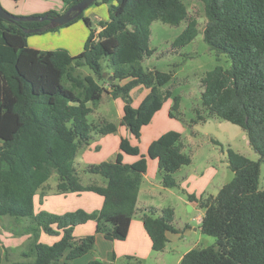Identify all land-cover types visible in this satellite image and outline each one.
I'll return each instance as SVG.
<instances>
[{
	"label": "trees",
	"instance_id": "trees-1",
	"mask_svg": "<svg viewBox=\"0 0 264 264\" xmlns=\"http://www.w3.org/2000/svg\"><path fill=\"white\" fill-rule=\"evenodd\" d=\"M62 1L63 12L41 16L63 14L82 0ZM199 1L207 20L203 41L231 61L228 69L216 66L201 79V103L209 116L240 127L264 162V0ZM93 4H109L108 20L98 22V32L83 13L62 26L82 19L89 29L83 51L76 56L65 49L40 51L27 45L30 35L61 27L48 30L47 21L0 19V217L28 219L32 235L30 249L17 259L12 256L11 264H59L63 256L73 260L86 255L94 247L95 236L76 239L73 231L89 221L95 223V233L108 240L126 238L147 158L123 138L120 151L139 159L124 164L119 153L114 161L90 165L84 172L101 176L105 185H82L74 167L78 150L88 145L93 135L105 136L118 130L110 122L89 123L88 116L104 93L113 99L121 97L124 104L119 125L138 140L142 128L171 97L165 87L172 75L146 71L141 65L152 55L151 24L186 23L172 49L190 44L199 33L197 20L188 16L181 0H97ZM36 29L41 31L31 32ZM82 67L89 68L93 76L74 74ZM100 81H106L111 90ZM123 81L127 82L121 85ZM139 86L149 92L134 108L130 92ZM179 102V97L173 99L172 110L177 111ZM197 119L204 120L199 113ZM147 156L157 161L166 189L178 186L174 174L191 163L182 151L181 135L175 131H167L151 142ZM226 161L233 176L216 195L188 196L204 210L200 228L215 239V244L192 248L178 264H264V191L258 190L259 161L229 148ZM54 173L59 194H96L103 199L100 210L35 214L34 196ZM173 220L171 208H148L142 215L153 251H164L166 233L175 232ZM40 232L60 239L52 245L38 243ZM3 262L0 250V264ZM90 264L101 263L94 260Z\"/></svg>",
	"mask_w": 264,
	"mask_h": 264
},
{
	"label": "rangeland",
	"instance_id": "rangeland-1",
	"mask_svg": "<svg viewBox=\"0 0 264 264\" xmlns=\"http://www.w3.org/2000/svg\"><path fill=\"white\" fill-rule=\"evenodd\" d=\"M11 1L14 2V5L17 4L16 1ZM41 1L49 3L60 0ZM181 1L186 5L188 16L197 20L198 35L190 44L182 48L172 49L171 45L173 41L185 28L186 23L182 21L178 26H171L163 24L160 21H154L150 26L149 40V48L152 50V55L141 63L143 69L146 71L157 70L172 75L170 82L165 87V89L171 91V97L164 102L161 110L156 113L151 125L143 128L141 137L138 140L133 139L129 131L124 127L121 133L127 134L132 144L139 147L141 152H145L146 146L156 134L164 131H175L181 135L182 151L190 157L191 163L188 166L182 167L174 175V178L177 179L178 187L166 190L162 186L159 188L153 183L152 197L147 198L142 196V198L149 200L153 206L175 208V216L183 223L192 225L191 218L195 214L188 213L186 205L183 202L188 199L187 194L189 193H186V190L189 188L191 190L189 195L193 194L195 196H197L196 190H199L203 194H199V197L217 194L218 188L224 185L230 178V170L226 161V149H232L252 161H259V191H264V162L260 161L259 155L247 144V138L244 137L245 132L240 127L218 119L215 116H209L208 111L203 107L200 100V92L202 90L201 79L216 66H220L225 70L228 69L231 61L224 55H217L203 41L202 30L207 21L203 4L199 0ZM2 2H0L1 7L9 14L16 16L7 11L5 6L8 1ZM28 2L33 3L34 1L28 0ZM35 4L36 1L33 5ZM108 9L109 4H93L83 11V16L91 20L92 29L97 31L99 30L97 26L98 22L108 19ZM87 29L83 20L79 19L71 25L61 27L55 31L32 34L27 37V43L29 46H33V48L40 51H54L59 49L64 50L69 43L80 45L83 42L81 45L82 52L86 39H80V37L84 36L83 31H87ZM74 74L81 77L87 75L93 76L92 71L87 67L75 70ZM62 82L64 83V80ZM99 83L105 89L111 90L106 81H100ZM123 84L124 82L121 85ZM146 92L147 89L144 87H139L130 92L131 105L134 108L140 104ZM175 97L180 98L177 111L172 110L173 99ZM123 104L121 97L113 99L104 93L99 104L93 108L91 115L88 116L89 123L99 124L105 121L119 126ZM197 113L204 120L199 121ZM170 114H173V117ZM115 137L118 139L119 134L116 136L112 134V136L106 138L108 140H105L107 141L105 142L103 140L105 138H102V136L98 134L93 135L90 141L91 152H88L89 154L87 155L90 160L97 162L102 158V151L105 149L112 150L115 145L113 142ZM99 141H101L102 145L101 150L98 147ZM86 149L84 148L80 154L85 153ZM107 158L109 159L105 158L106 160L102 162L114 160V157ZM90 176L96 177V184L99 186H102L101 183H105V180L99 175L90 174ZM149 176L156 184L161 183V176L156 164L153 172L149 170ZM80 180L81 183L85 182L84 179ZM56 182L57 175L54 173L49 178L48 183L53 184ZM188 242H198L201 246L206 247L214 245L215 239L202 234L201 238L198 236L187 238L186 243Z\"/></svg>",
	"mask_w": 264,
	"mask_h": 264
},
{
	"label": "crops",
	"instance_id": "crops-1",
	"mask_svg": "<svg viewBox=\"0 0 264 264\" xmlns=\"http://www.w3.org/2000/svg\"><path fill=\"white\" fill-rule=\"evenodd\" d=\"M2 1L6 2V0H0L1 3H3ZM7 1L8 2H6V6H5L7 11L13 13L16 16H22V17L43 15L51 11H57L58 13H61L65 10V5L62 0L57 2L51 1L49 3H45L41 0H33L34 1L33 3H35L36 1L35 5H33V3H29L28 0H14L17 3L16 5H14V2H12L11 0H7ZM99 30H97V32ZM83 35L84 36H81L80 39L87 40V37L89 35V29H87V31L84 30ZM82 43L80 45L76 43H72V44L69 43L68 46H66L64 49L70 55L76 56L79 53H81ZM29 47L33 48V46H29ZM123 82L126 83L127 81H123ZM123 82H121L120 84H122ZM139 87H136L134 89H137ZM148 92L149 89H147L145 96L148 94ZM155 115L153 116L151 122L155 118ZM151 122L147 126H150ZM147 126H144L143 128ZM122 128H123L122 126L120 125L118 126L117 132L114 133L113 135L116 136L117 134H119V138L117 139L115 137L113 141L115 145L112 150L105 149L104 151H102L101 160H98L97 162H92V160H90V158L87 156L89 154L88 152H91L90 143L88 145L82 146L78 150L74 161V167L79 174V178L84 179L85 181L82 182V185L97 183L95 179L96 177L90 176V174L85 173L84 170L86 169V167L90 165H96L106 159H109L107 157H114L115 160L117 154L120 153L122 162L124 164H133L139 159L138 156H130L120 151L119 144L121 139L123 138L127 139L130 142V144L133 145L127 134L124 135L123 133H121V130H123ZM164 133L165 131L161 132L160 134L154 135L151 142L159 138ZM109 136H112V134L102 136V138H105L103 139L105 141L108 140L106 138H109ZM244 137L247 138L246 134L244 135ZM99 142L100 143L98 147L99 150H101L102 149L101 141ZM246 142L249 145L248 139H246ZM149 144L146 146L145 152H141L140 148L138 147L140 150V154L146 156L147 158V168H146V172L142 176V180L137 196L136 212L130 221L126 238L122 241L108 240L102 234L95 233V223L92 221L78 225L74 228L73 237L76 239H80L86 236L94 235L95 236L94 247L86 255L77 259L66 260L65 256H63L60 259L59 264H90V262L94 260L99 261L101 264H178L182 259V257L189 250H191L194 247H203L200 244H198V242L186 243V241L187 238L189 239L192 238L193 236H198L199 238H201L203 233L201 231L200 225L204 216V210L200 209L196 202L190 201L188 199L183 201L182 199V201L186 205L188 213L190 214L193 213V215L195 214V216L191 218V222H193V224L191 225L189 223H183L180 219H178L175 216V208H172L174 211V220L172 225L175 229V232L166 233L167 244L164 251L155 252L152 250L150 239L143 226L142 215L145 212H147L148 208L161 210L164 207L153 206V204L149 202V200L142 198V196H145L147 198L152 197L153 183L157 185L159 188L160 186H162V183L156 184L149 176V170L153 172V168L155 167V164L157 166V161L147 156V148ZM84 148L87 149L86 151H84L85 153H82L81 155L80 152H82ZM232 176L233 174L230 171V178L227 180V182L231 180ZM227 177H229V175H227ZM144 180H146V182H144ZM175 180L177 181L176 178ZM57 185H58V180L56 183L53 184H50L47 181L36 192V195L34 196L35 214L41 211L54 215H62L64 213L74 212L77 210H83L85 212H94L100 210V208L102 207L103 199L102 197L96 194L90 192L59 194L57 191ZM101 185L104 186L105 183H101ZM222 186H220L218 189H220ZM166 190H171V189H166ZM186 193L190 194L191 190L188 188V190H186ZM196 193L198 197L193 194L192 195L197 198H199V194L203 195L202 192H200L199 190H196ZM189 194H187V196H189ZM29 226H31V222L28 219L16 220L11 217H0V250L4 255V262L2 264H11L9 260L12 258V256L14 257V259H17L20 253L27 252L30 249L32 243V235L30 234V232H28ZM59 239L60 236H48L43 232H40L38 235V243H42L45 245H52ZM7 254L9 256H6ZM6 257H8L9 259Z\"/></svg>",
	"mask_w": 264,
	"mask_h": 264
},
{
	"label": "water",
	"instance_id": "water-1",
	"mask_svg": "<svg viewBox=\"0 0 264 264\" xmlns=\"http://www.w3.org/2000/svg\"><path fill=\"white\" fill-rule=\"evenodd\" d=\"M97 0H82L76 5L72 6L65 13L56 15L54 17H49L48 15L44 16H27V17H16L8 12H6L0 5V19L5 21H13V22H44L48 23L45 25V29L52 30L58 27H62L72 20L77 18L85 9L90 7ZM40 29L32 30L31 32H40ZM105 75V74H104Z\"/></svg>",
	"mask_w": 264,
	"mask_h": 264
}]
</instances>
